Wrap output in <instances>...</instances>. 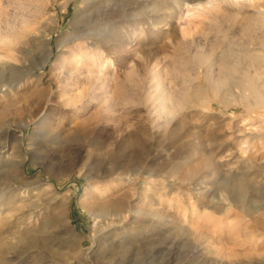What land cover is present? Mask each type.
<instances>
[{"label":"rangeland","instance_id":"obj_1","mask_svg":"<svg viewBox=\"0 0 264 264\" xmlns=\"http://www.w3.org/2000/svg\"><path fill=\"white\" fill-rule=\"evenodd\" d=\"M176 2L0 0V264H264V0Z\"/></svg>","mask_w":264,"mask_h":264},{"label":"bare ground","instance_id":"obj_2","mask_svg":"<svg viewBox=\"0 0 264 264\" xmlns=\"http://www.w3.org/2000/svg\"><path fill=\"white\" fill-rule=\"evenodd\" d=\"M215 1L217 0H177V5L180 9H182L183 5H186L189 9V6H192V8L196 9V11H199V9H203L204 7H207L209 5H212ZM224 1H227V0H224ZM152 2H155V0H152ZM150 0H149V3L148 4H151L152 3ZM141 7V6H140ZM146 11V10H145ZM87 22V21H86ZM94 23V22H93ZM148 27H151L153 23L151 22H148ZM88 25V24H86ZM161 26V25H160ZM78 27V26H77ZM160 28V27H159ZM86 27L82 30V29H79L78 31H74V32H69L68 34L69 35H62L61 37H59V40H58V45L59 46H62L66 41L68 40H72V39H78L80 37H89V38H92L93 40L95 41H98V42H101L102 44H107L109 43V40H110V37L109 36H106V35H101L100 33L97 34H87V33H84V34H81V31H84L85 32ZM87 32V31H86ZM94 32V31H93ZM79 33V34H77ZM83 37V38H84ZM125 44V42L121 41L119 45L123 46ZM107 46V45H106ZM108 49V48H107ZM13 84V83H12ZM11 85V84H10ZM9 85V86H10ZM12 86V85H11ZM7 87V85H6ZM8 89V87L6 88ZM175 96V95H173ZM181 96H183L181 94ZM178 97V95H177ZM169 97H166V96H163V99H167ZM173 98H176V97H172ZM180 98V97H179ZM183 98V97H182ZM178 99V98H176ZM177 101V100H175ZM127 144L129 145H138L140 142H139V138L133 134H129L127 136V138L125 139ZM2 147H5V146H2ZM222 153V152H221ZM220 154V153H219ZM1 156V155H0ZM234 156V155H232ZM215 157L216 155H213V156H205L204 158V162L208 165H210L211 167H209L210 170L214 169V164H215ZM217 158V157H216ZM22 159V158H21ZM154 161V159H150V161H147V163L145 164L144 168L140 171H135L134 169L133 170H130L128 169L125 165L123 164H114L108 171V173H116L120 179H123V180H129V179H135V178H140L142 180H146V179H149L151 176H153L154 174H160L162 172V170H157V172H152L149 167L151 166L152 162ZM24 172V171H23ZM162 175V174H161ZM245 175H243V177H239V178H236L237 181H239L237 184H236V187L234 189H236L237 191L239 192H244L248 186L247 184L245 183V178H244ZM162 177H164L165 179L168 178V175H162ZM235 181V180H234ZM236 181V182H237ZM232 182V180H231ZM125 183V182H124ZM230 183V182H229ZM233 183V182H232ZM232 184H230L231 186ZM200 187V186H199ZM198 187V188H199ZM201 188V187H200ZM228 188V187H227ZM199 190V189H198ZM254 191V190H253ZM256 191V190H255ZM247 192V191H246ZM245 193V192H244ZM253 193V192H252ZM242 194V193H241ZM262 194H263V191H262ZM246 195V194H245ZM253 195V194H252ZM261 195V194H260ZM247 196V195H246ZM245 196V197H246ZM255 196V195H254ZM206 201L201 203L202 205L206 206V208L208 207H211L213 208L215 211H221L222 207L225 206L224 204L225 201H231V202H235L238 206H240V202L242 201L241 199H233V196L231 195L230 191H227L226 194H222V196L218 197V198H215L214 196H211L210 194L207 193L206 195ZM251 198V197H250ZM258 198V197H257ZM252 199V198H251ZM248 202V201H247ZM252 202V201H250ZM228 204V203H227ZM120 207V206H119ZM128 208V207H127ZM258 208V207H257ZM256 208V210H257ZM212 209V211H214ZM246 212H249L250 210V207H246ZM118 212L114 214L115 218L116 219H112V218H109V221L108 222H105L107 225L106 226H109L111 227L112 225H114L115 223L117 224V221H121L122 219V215H121V211L120 210H117ZM109 213V212H108ZM130 213V212H129ZM135 213V212H134ZM136 213H139L136 212ZM251 213V212H249ZM111 214V213H110ZM133 214V213H132ZM100 215V214H99ZM105 215V214H104ZM137 215V214H136ZM127 215L125 214V217ZM108 217V216H107ZM106 217V218H107ZM135 217V216H134ZM105 218V219H106ZM130 218V217H129ZM131 219V218H130ZM133 219V218H132ZM107 221V220H106ZM124 221V220H123ZM128 221V220H127ZM121 223V222H120ZM115 228V227H114ZM113 228V229H114ZM117 230V229H116ZM247 238V237H246ZM249 239V238H248ZM60 240V239H59ZM242 241H245L244 239ZM248 241V240H247ZM59 244V243H58ZM65 249V250H64ZM57 253L62 256V257H65L66 259H64L65 263L66 264H70L71 260L74 258V255H72V248H71V244L69 242H63L62 245L60 246V248L58 249ZM248 254V253H247ZM74 264V263H73ZM86 264V263H85ZM90 264H101V262L99 260H96V261H92Z\"/></svg>","mask_w":264,"mask_h":264}]
</instances>
